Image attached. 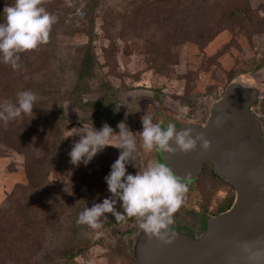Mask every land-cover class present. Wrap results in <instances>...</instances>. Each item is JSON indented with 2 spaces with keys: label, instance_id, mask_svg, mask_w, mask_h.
Here are the masks:
<instances>
[{
  "label": "rangeland",
  "instance_id": "1",
  "mask_svg": "<svg viewBox=\"0 0 264 264\" xmlns=\"http://www.w3.org/2000/svg\"><path fill=\"white\" fill-rule=\"evenodd\" d=\"M143 1L102 0L96 13L93 38L97 64L88 78L84 96L94 100L112 99L117 120L112 126L102 114L96 115L66 101L69 126L63 152L68 160L49 176L47 207L38 202L42 211L32 213L39 220L49 218V221L32 224L31 228L39 224L36 236L34 233L26 241L20 237L8 241L5 235L6 241H3V214L8 213L12 205V192L17 184L29 183L25 157L13 149L0 147V264H26L22 262L27 259L41 264H126V251L133 248L139 231L135 219L108 227L105 221L111 214H107V218L101 220L102 227L96 230L76 223L83 209L111 196L105 177L121 152L108 146L87 165H73L69 153L80 139L76 133L84 124L100 130L109 123L118 133V124L125 122L136 133L137 164L147 166L157 160L158 152H147L142 147L139 133L143 131L145 114L151 115L154 123L162 122L165 128L169 122L204 124L218 101V93L229 84L241 81L262 91L253 111L264 119V66H260L264 62V32L249 38L239 27L228 26L207 42L172 44L165 37L162 10L152 9L148 14L139 12L137 16H133L134 12L126 20H115V14L121 16ZM250 3L254 14L264 17V0H250ZM85 5L86 0H48L44 5L57 17V22L47 45L20 54L28 63L25 78L30 80L29 84L57 85L62 93L71 92L80 58L78 47L88 41V37L77 30L86 23ZM3 22L0 18V23ZM109 24L114 28L107 32ZM12 71L10 65L1 64L0 85H9ZM138 171L135 162L127 165L128 174L135 175ZM195 189V193L186 196L185 203L197 196L199 201L195 206L200 208L206 196L201 197L199 193L211 189L212 213L231 193L226 183L216 181L207 171L197 180ZM120 203L117 208H121ZM132 229L134 233H130ZM86 241L92 243L91 247L73 262H67V252ZM34 243H37L36 248ZM3 244L10 247L3 251Z\"/></svg>",
  "mask_w": 264,
  "mask_h": 264
},
{
  "label": "trees",
  "instance_id": "2",
  "mask_svg": "<svg viewBox=\"0 0 264 264\" xmlns=\"http://www.w3.org/2000/svg\"><path fill=\"white\" fill-rule=\"evenodd\" d=\"M101 3L102 0H86L85 10L88 13L85 15L86 23L77 30L86 35L88 41L78 47L80 58L76 67V81L71 92L62 93L58 90L57 85L29 84L28 81L30 80L25 78L26 72H29V70H26L28 63L25 62L24 57H20V68L12 71L11 79L8 81L9 85H0V103H3L6 99L15 102L17 92L24 90H31L38 97L30 116L22 114L16 120L10 121L7 127L0 121V147L3 145V148L13 149L25 157L29 183V185L17 184L12 192V205L8 208V213L3 214V241H6V238L8 241H13L19 237L22 238V241H26L34 233L36 236L35 231L38 229L36 227L39 224L35 228H31L32 224L49 221V218L39 220L36 216H32V213L36 215L35 212L42 211L38 202H43V205L47 207L51 186L48 180L49 176L54 169L63 167L66 159L68 160L67 155L63 152L67 143L65 132L69 126L66 116V101H69L75 107L89 109L96 115L102 114L105 117L104 119L110 121L112 126L117 120L116 114L113 113L115 103L112 99L94 100L84 96L86 94L84 90H88V78L93 74L97 64L93 38L96 13ZM6 4L8 3L0 0V18L2 19ZM152 9L162 10L165 13V37L176 45L186 42L201 43V41H210L223 29H227L228 26L231 29L239 27L249 38L264 32V17H261L258 13L254 14L250 0H144L141 4L137 3L136 8L133 10L128 9L121 16L116 14L114 16L115 20L118 18L122 21L134 12L133 16H137L139 12L151 13ZM113 28L114 25L109 24L106 31L109 32ZM140 28H143V26H140ZM111 37L112 35H110ZM31 65L32 63L29 65L30 68ZM260 66H264V62ZM222 90L218 93V100L223 95L225 88ZM260 119L264 123V119L262 117ZM174 124L176 127L182 125L179 122ZM262 140L264 142V136ZM209 167L212 168L214 179L226 183L231 190L227 200L212 213L218 215L232 207L236 199V191L228 181L216 173L211 163L204 165L198 179ZM210 190L204 191H208L211 197ZM44 209L47 210V208ZM117 210L123 212L122 208H117ZM116 223L119 222L112 215L105 221V225L108 227ZM133 231L131 230L130 233H133ZM19 234L21 235L19 236ZM36 244L34 243V248H36ZM134 244L133 248H129L128 252L126 251V264H137L134 255ZM91 245L90 241H86L82 245H76L67 252L66 261L73 262L77 256L85 253ZM9 247V245L3 244V251ZM22 263L41 264L32 262L31 259H27Z\"/></svg>",
  "mask_w": 264,
  "mask_h": 264
},
{
  "label": "clouds",
  "instance_id": "3",
  "mask_svg": "<svg viewBox=\"0 0 264 264\" xmlns=\"http://www.w3.org/2000/svg\"><path fill=\"white\" fill-rule=\"evenodd\" d=\"M47 2L48 0H13L5 5L4 22L0 23V63L10 65L16 71L20 68V54L49 43L50 32L57 17L47 11L44 6ZM37 99V95L31 90L17 92L15 102L6 99L0 103V121L7 127L10 121L16 120L22 114L30 116ZM77 113L80 116L78 111ZM142 125L143 131L139 135L142 147L147 152L187 155L196 151L198 145L205 152L212 149V143L206 135L194 134L191 128L178 132L172 122L165 128L162 122L154 123L153 117L147 114L142 117ZM117 127L119 132L115 133L107 123L100 130H96L93 125L87 127L84 124L76 133L80 139L74 143L69 153L73 165H87L108 146L121 150L109 175L105 177L111 196L102 203L83 209L76 223L96 230L102 227L101 220L106 219L107 214H111L117 222L134 218L149 240L156 239L171 245L177 237L173 230L174 217L186 201L188 184L182 182L161 161L154 160L147 166H139L136 133L123 121ZM173 143L176 147L171 146ZM133 162L139 168L135 175L127 173V165ZM118 202H121L123 212L117 210ZM261 254L264 253H254L252 258Z\"/></svg>",
  "mask_w": 264,
  "mask_h": 264
},
{
  "label": "water",
  "instance_id": "4",
  "mask_svg": "<svg viewBox=\"0 0 264 264\" xmlns=\"http://www.w3.org/2000/svg\"><path fill=\"white\" fill-rule=\"evenodd\" d=\"M262 91L238 81L229 84L206 123L185 124L212 143L187 155L158 152V159L182 180H194L206 163L236 191L232 207L210 217L198 236L176 232L174 243L149 240L139 229L134 244L137 264H264L263 122L253 111ZM172 147H176L173 143ZM247 248V251L245 250Z\"/></svg>",
  "mask_w": 264,
  "mask_h": 264
},
{
  "label": "flooded vegetation",
  "instance_id": "5",
  "mask_svg": "<svg viewBox=\"0 0 264 264\" xmlns=\"http://www.w3.org/2000/svg\"><path fill=\"white\" fill-rule=\"evenodd\" d=\"M157 160L160 161L158 158ZM203 168L201 169L200 172L203 171ZM206 170L208 174H210L211 176H214L212 168L209 167ZM197 179L198 177L191 181L182 180V182L188 184L189 191L187 195H191L196 192L197 189H195V185H196ZM199 194H200L199 196L201 197L206 196V199L202 201L201 205H199L200 208L195 206L196 201L197 200L199 201V198L196 196L194 197L192 202H190L189 200V202L187 203L188 205L184 203V205L181 207L182 209L179 210L180 213L175 214V217H174L175 225L173 228L175 232H182V233L189 234L191 236H198L204 231L205 227L207 226L208 219L210 217L215 216L211 212L212 207L210 206L209 192L208 191L205 192L204 190H201ZM189 204H193V205L189 206ZM181 213H183V215L179 216ZM137 230H139L138 227H137Z\"/></svg>",
  "mask_w": 264,
  "mask_h": 264
}]
</instances>
